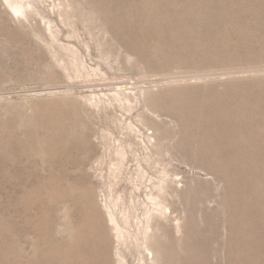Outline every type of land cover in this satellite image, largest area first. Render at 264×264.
I'll list each match as a JSON object with an SVG mask.
<instances>
[{
  "label": "rangeland",
  "instance_id": "obj_1",
  "mask_svg": "<svg viewBox=\"0 0 264 264\" xmlns=\"http://www.w3.org/2000/svg\"><path fill=\"white\" fill-rule=\"evenodd\" d=\"M0 264H264V0H0Z\"/></svg>",
  "mask_w": 264,
  "mask_h": 264
}]
</instances>
